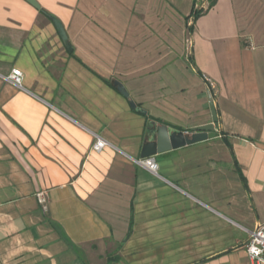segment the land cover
<instances>
[{"label": "crops", "instance_id": "0c3cea01", "mask_svg": "<svg viewBox=\"0 0 264 264\" xmlns=\"http://www.w3.org/2000/svg\"><path fill=\"white\" fill-rule=\"evenodd\" d=\"M35 1L0 0V264H251L264 0H216L195 22L197 0ZM208 94L215 136L139 167L152 127L211 123Z\"/></svg>", "mask_w": 264, "mask_h": 264}, {"label": "water", "instance_id": "95a60500", "mask_svg": "<svg viewBox=\"0 0 264 264\" xmlns=\"http://www.w3.org/2000/svg\"><path fill=\"white\" fill-rule=\"evenodd\" d=\"M35 9L39 10V5L35 0H25ZM52 22L59 32L62 40L65 42V34L63 28L58 21L52 19ZM117 90L126 98H128V93L125 91L124 87L119 83H114ZM209 111L211 115V123L208 125H203L200 127L193 128L189 133H183L180 131L172 130L161 125L148 130V138L145 139L140 152V159H145L149 157H155L158 154L167 152L172 149L181 148L191 144H195L204 141L208 138H213L215 135L213 130L218 125L217 114L214 107L213 99L210 94H208ZM130 107L137 111L138 113L145 114V111L136 108V105L129 101Z\"/></svg>", "mask_w": 264, "mask_h": 264}, {"label": "built area", "instance_id": "2783aa9c", "mask_svg": "<svg viewBox=\"0 0 264 264\" xmlns=\"http://www.w3.org/2000/svg\"><path fill=\"white\" fill-rule=\"evenodd\" d=\"M5 81L12 84L17 88H22V73L18 69H12L7 77H4ZM107 143L95 136V142L92 145V150L95 152H101ZM135 163L152 174L157 173V164L153 157L138 159ZM38 204L45 211V198L42 193L36 195ZM244 251L251 264H263L264 263V223L259 225L253 231L249 233V239L245 245Z\"/></svg>", "mask_w": 264, "mask_h": 264}, {"label": "trees", "instance_id": "16d2710c", "mask_svg": "<svg viewBox=\"0 0 264 264\" xmlns=\"http://www.w3.org/2000/svg\"><path fill=\"white\" fill-rule=\"evenodd\" d=\"M215 2H216V0H207L208 4H207L206 9H204V8L196 9V7H195L196 1H195L194 5L192 7L191 13L188 16L187 20L191 19L192 22H195L201 15H203L205 12L210 10L214 6ZM187 30L189 32H191L192 31V27L191 26L188 27Z\"/></svg>", "mask_w": 264, "mask_h": 264}, {"label": "rangeland", "instance_id": "374dc122", "mask_svg": "<svg viewBox=\"0 0 264 264\" xmlns=\"http://www.w3.org/2000/svg\"><path fill=\"white\" fill-rule=\"evenodd\" d=\"M207 4V0H197L196 9L204 8Z\"/></svg>", "mask_w": 264, "mask_h": 264}]
</instances>
